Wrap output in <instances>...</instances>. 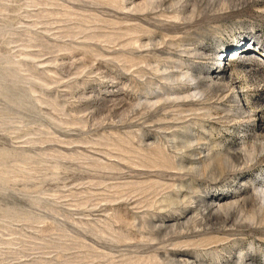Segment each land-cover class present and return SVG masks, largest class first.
Returning a JSON list of instances; mask_svg holds the SVG:
<instances>
[{"label":"rangeland","instance_id":"1","mask_svg":"<svg viewBox=\"0 0 264 264\" xmlns=\"http://www.w3.org/2000/svg\"><path fill=\"white\" fill-rule=\"evenodd\" d=\"M0 264H264V0H0Z\"/></svg>","mask_w":264,"mask_h":264},{"label":"bare ground","instance_id":"2","mask_svg":"<svg viewBox=\"0 0 264 264\" xmlns=\"http://www.w3.org/2000/svg\"><path fill=\"white\" fill-rule=\"evenodd\" d=\"M237 50H238V49H235V50H233V51H230L229 53H230V54H231L232 52L236 53ZM244 54H245V53H240V54H238V55H244ZM230 56H231V55H230ZM205 75L210 77L211 75H215V73H208V72H206ZM216 75H217V74H216ZM183 129H184V128H183ZM183 138H184V137H183ZM211 145H212V147H214L216 144H215V142H212ZM207 147H208V146H207ZM191 148H192V144H191L190 141H187V140H186V141H183V142H180V143H178V144H176V147H175L176 151L179 152V153H180L181 155H183V156H184L185 154H189V153H188V152H189L188 150L191 149ZM210 151H212V150L209 149V152H210ZM209 152H208V153H209ZM212 152H213V151H212ZM198 153H199V152H198ZM212 155H213V154H212ZM215 155H216V154H215ZM218 155H219V154H218ZM191 156H192V155H191ZM216 156H217V155H216ZM176 157H177V156H176ZM212 157L214 158V156H212ZM181 159H182V158H181ZM181 159H180V160H181ZM178 168H179V169H182L183 167H182L181 165H179ZM179 186H180V185H179ZM179 186H178V188H179Z\"/></svg>","mask_w":264,"mask_h":264}]
</instances>
